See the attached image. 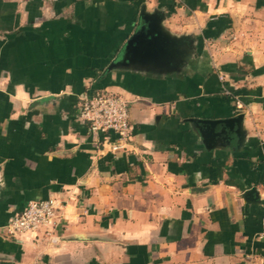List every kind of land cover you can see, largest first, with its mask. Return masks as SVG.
Returning a JSON list of instances; mask_svg holds the SVG:
<instances>
[{"label":"crops","instance_id":"1","mask_svg":"<svg viewBox=\"0 0 264 264\" xmlns=\"http://www.w3.org/2000/svg\"><path fill=\"white\" fill-rule=\"evenodd\" d=\"M142 5L192 41L178 70L108 68ZM102 88L129 100L115 152L78 114ZM51 196L0 264H264V0H0V227Z\"/></svg>","mask_w":264,"mask_h":264},{"label":"built area","instance_id":"2","mask_svg":"<svg viewBox=\"0 0 264 264\" xmlns=\"http://www.w3.org/2000/svg\"><path fill=\"white\" fill-rule=\"evenodd\" d=\"M78 114L96 139L102 144H110L112 152L125 147L130 139L129 100L119 93L102 88L84 95L79 102ZM62 209V201L53 196L28 201L0 227V232L10 237L26 232L51 235L62 217ZM259 236L264 238V224Z\"/></svg>","mask_w":264,"mask_h":264},{"label":"water","instance_id":"3","mask_svg":"<svg viewBox=\"0 0 264 264\" xmlns=\"http://www.w3.org/2000/svg\"><path fill=\"white\" fill-rule=\"evenodd\" d=\"M163 15L141 8V20L135 32L125 43L121 54L110 65L133 69H153L158 72L178 70L180 64L192 56V41L186 35L176 36L162 25ZM242 114L223 119H200L208 136L226 134L228 130L239 133ZM220 124V130L216 131ZM235 126L237 128H235Z\"/></svg>","mask_w":264,"mask_h":264},{"label":"trees","instance_id":"4","mask_svg":"<svg viewBox=\"0 0 264 264\" xmlns=\"http://www.w3.org/2000/svg\"><path fill=\"white\" fill-rule=\"evenodd\" d=\"M94 93V92H93Z\"/></svg>","mask_w":264,"mask_h":264}]
</instances>
